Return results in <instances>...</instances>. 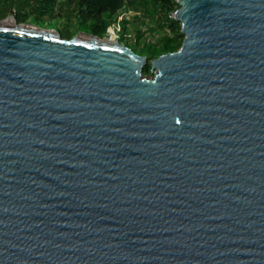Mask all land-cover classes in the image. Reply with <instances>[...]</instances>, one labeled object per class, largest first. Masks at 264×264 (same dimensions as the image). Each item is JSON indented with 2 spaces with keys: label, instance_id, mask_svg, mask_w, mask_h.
<instances>
[{
  "label": "water",
  "instance_id": "1",
  "mask_svg": "<svg viewBox=\"0 0 264 264\" xmlns=\"http://www.w3.org/2000/svg\"><path fill=\"white\" fill-rule=\"evenodd\" d=\"M181 44L0 18V264H264V0H176Z\"/></svg>",
  "mask_w": 264,
  "mask_h": 264
},
{
  "label": "trees",
  "instance_id": "2",
  "mask_svg": "<svg viewBox=\"0 0 264 264\" xmlns=\"http://www.w3.org/2000/svg\"><path fill=\"white\" fill-rule=\"evenodd\" d=\"M27 6L40 14L64 12L67 16L66 24L73 18L77 28L98 35H106L110 30H116L117 25L124 37L128 31V15L142 14L151 17L163 31L162 37L141 41L140 31L136 29L137 39L126 41L135 51L147 55L148 60L143 67L145 73H150L151 58L178 48L183 38L180 21L172 16L178 6L176 0H0V18L6 16L10 10L12 12L13 8L23 11ZM17 20L22 19L19 17Z\"/></svg>",
  "mask_w": 264,
  "mask_h": 264
},
{
  "label": "rangeland",
  "instance_id": "3",
  "mask_svg": "<svg viewBox=\"0 0 264 264\" xmlns=\"http://www.w3.org/2000/svg\"><path fill=\"white\" fill-rule=\"evenodd\" d=\"M18 9L19 8H13L12 12L11 10L9 11L11 13V16L15 17L16 19L19 17L22 19L18 21H26V22L38 23L40 25H45V26L57 27L60 30L61 34L63 35H66V33H68V35H72L77 30L81 29V28H77L76 20L73 18H71V20L68 21L69 23L66 24L67 16L64 12L61 14H59L57 11L53 13L40 14L38 12H35L31 7L28 6L27 9L23 11H20ZM126 24L128 31L126 32L124 37L120 33L117 25H116V30L112 29L106 35L111 37H117L120 41L123 42L129 41L130 39L132 41L137 39L135 33L136 29H139L140 31L139 38L141 41L153 40L155 38H159L164 35L163 31L156 26V23L152 20V18L146 15H142V14H138V15L134 14L132 16L128 15ZM147 60L145 61V64Z\"/></svg>",
  "mask_w": 264,
  "mask_h": 264
},
{
  "label": "bare ground",
  "instance_id": "4",
  "mask_svg": "<svg viewBox=\"0 0 264 264\" xmlns=\"http://www.w3.org/2000/svg\"><path fill=\"white\" fill-rule=\"evenodd\" d=\"M12 19H13V17H12V16L8 17V20H9V21H11Z\"/></svg>",
  "mask_w": 264,
  "mask_h": 264
}]
</instances>
